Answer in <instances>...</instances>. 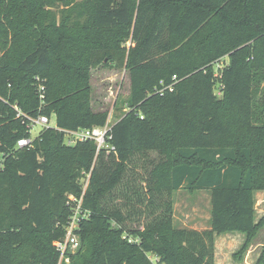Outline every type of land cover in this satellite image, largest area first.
Wrapping results in <instances>:
<instances>
[{
    "label": "trees",
    "instance_id": "1",
    "mask_svg": "<svg viewBox=\"0 0 264 264\" xmlns=\"http://www.w3.org/2000/svg\"><path fill=\"white\" fill-rule=\"evenodd\" d=\"M0 49V264H59L67 196H81L90 170V216L70 264H215L217 235L245 233L242 250L256 235L264 115L256 120L252 97L264 79V0H0ZM101 65L130 73L115 150L69 145L52 127L18 146L41 114L65 130L106 125L87 86ZM182 188L210 192V228H174L171 218L132 227Z\"/></svg>",
    "mask_w": 264,
    "mask_h": 264
},
{
    "label": "rangeland",
    "instance_id": "2",
    "mask_svg": "<svg viewBox=\"0 0 264 264\" xmlns=\"http://www.w3.org/2000/svg\"><path fill=\"white\" fill-rule=\"evenodd\" d=\"M58 4L61 5L63 3L58 2ZM52 9L55 10V7ZM67 30L70 33H68L69 36H82L79 30L73 28H68ZM126 44L127 47H131L134 45V41L131 37L127 38ZM1 54L2 52L0 49V56ZM230 62L231 56L229 53L225 54L223 57L217 60L213 64L214 75H218L225 66L230 64ZM87 79V86L89 87L90 108L94 113L107 114V123H110L111 125L115 124L127 112L131 110V107L129 105L131 92L130 73L126 68L101 65L98 68L89 69ZM80 82L81 81H79V83ZM71 86L74 88L77 85L74 82ZM219 87L220 84H216L215 92L220 97L221 95ZM57 89H59L58 85ZM252 98V105L253 107L255 105L256 110V120L258 119V117L263 118L264 79L261 81L259 92L257 94H253ZM55 119L56 118H53V123L55 122ZM41 130L42 127L36 125L30 134L35 138L41 133ZM14 151L15 149L11 153H14ZM90 172L91 170L87 172L84 171L82 173V177L79 179V182L82 183V194L89 186L91 176ZM72 196L77 197L73 193H69L67 196V205L69 206L71 212L65 225V234L70 218H72V213L74 209L76 210V206L78 205V202L76 201H73L70 204L68 203L69 201H71ZM254 199L256 221H259L260 219L264 218V189L255 190ZM116 202L112 199H109L106 204L107 206H109V208H113L116 207ZM155 214L156 215H150L149 213H147V215L141 217L142 221L140 223H137V221L132 222V227H140L143 225V222L146 223L149 222V220L152 221V219L154 218V222H158L166 218H171V225L174 228H191L199 230L210 228V192L207 190H188L187 188L174 190L172 192L170 201L164 205L163 209H157ZM59 225H61V223L58 222L57 226ZM80 226L81 225L77 227V236L81 245V238L79 234V231L81 229ZM113 226L117 227V223L114 222ZM216 238L215 264H264V222L256 235L246 245L244 249L245 251L241 249L247 240V236L243 232L228 231L219 234ZM76 252H73L72 254H75ZM149 255L153 261H155L156 263L159 262V258L154 254ZM71 261L72 256L70 254L68 259L63 260L62 263L59 260V264H70Z\"/></svg>",
    "mask_w": 264,
    "mask_h": 264
},
{
    "label": "built area",
    "instance_id": "3",
    "mask_svg": "<svg viewBox=\"0 0 264 264\" xmlns=\"http://www.w3.org/2000/svg\"><path fill=\"white\" fill-rule=\"evenodd\" d=\"M44 87H41L43 90ZM43 97V95H42ZM53 118L46 114H41L38 117H29V127L30 133L32 132L33 128L36 125H39L43 128H55L64 132L66 143L69 145H73L78 141H85V140H93L97 144V153L101 149H109L115 150L114 145L110 143L112 139V127L110 123H107L104 126H94L92 128H83L78 130H65L58 127L56 120L53 123ZM34 137H25L18 140V146H31ZM91 175V172H90ZM86 190V189H85ZM85 193V191H84ZM84 193L80 198L78 197H71V201L68 203L70 204L73 201L78 202L76 206V210L74 209L72 213V218H70L69 224L66 228V234L63 238L57 240L55 242V247L60 253V261L67 260L69 255L73 252H76L77 249L80 247V241L77 236V227L81 224L84 218H88L90 216V211L84 209L82 206ZM77 204V203H76Z\"/></svg>",
    "mask_w": 264,
    "mask_h": 264
},
{
    "label": "crops",
    "instance_id": "4",
    "mask_svg": "<svg viewBox=\"0 0 264 264\" xmlns=\"http://www.w3.org/2000/svg\"><path fill=\"white\" fill-rule=\"evenodd\" d=\"M205 229H206V228H205ZM217 236H218V235H217ZM217 236H216V237H217ZM216 239H217V238H216Z\"/></svg>",
    "mask_w": 264,
    "mask_h": 264
}]
</instances>
